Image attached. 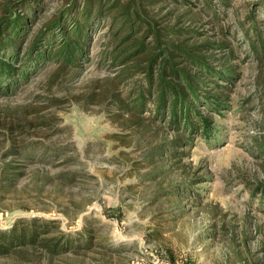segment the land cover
Wrapping results in <instances>:
<instances>
[{
  "label": "rangeland",
  "instance_id": "1",
  "mask_svg": "<svg viewBox=\"0 0 264 264\" xmlns=\"http://www.w3.org/2000/svg\"><path fill=\"white\" fill-rule=\"evenodd\" d=\"M24 2L0 0L2 28ZM37 2L0 90V231L39 237L0 264H264V0H93L74 65L24 50L85 0ZM170 54L207 135L171 127L153 95L133 107L148 61Z\"/></svg>",
  "mask_w": 264,
  "mask_h": 264
},
{
  "label": "trees",
  "instance_id": "2",
  "mask_svg": "<svg viewBox=\"0 0 264 264\" xmlns=\"http://www.w3.org/2000/svg\"><path fill=\"white\" fill-rule=\"evenodd\" d=\"M115 2L117 0H113V4ZM23 5L25 7L22 12L9 19L3 28L0 24V52L5 48L7 53V56L0 57V90L8 91L16 83V69L13 64L18 61V50L25 40L28 25L39 12L40 4L37 0H25ZM93 5V0H85L81 11L72 6L66 11L65 16L63 14L57 15L46 25L43 31L34 35L35 37L32 35L24 50L27 60H33L38 64L47 60H56L64 64L74 65L75 61L82 57L84 44L90 37L88 24L95 12ZM102 7V5L98 6L96 12L103 13ZM141 44L125 48L126 50L118 54L115 60L117 61L122 57L121 63H124L127 60L135 59L136 53L143 51ZM124 54L127 55L123 56ZM187 56L190 61V56ZM159 57L161 56H155L148 61L145 68V83L148 93L144 89L140 91L133 107L135 109L143 108L146 100H149L148 98L153 95L155 97L153 101L157 105V114L169 115L171 127H176V130L189 129L190 132L202 131L203 135H207L211 123L201 114L191 110L185 97V92L189 91L197 99L194 95V84L191 76L176 68L173 55L163 57L160 65L157 61ZM193 63L203 67L200 62L193 61ZM193 118L198 121L197 126L191 124ZM182 142L183 139L181 142L172 145H178L175 147L178 148ZM171 153L178 155L177 151L173 149ZM36 232L35 229L28 233L25 229L18 230L17 228H12L10 231H0V256H7L16 245L34 244L39 237ZM80 238L85 240L84 242L90 243L91 238L89 236L82 234ZM75 241H77L76 238H69L66 245ZM56 247L54 245L52 249Z\"/></svg>",
  "mask_w": 264,
  "mask_h": 264
}]
</instances>
